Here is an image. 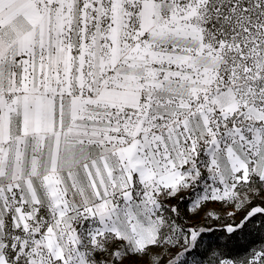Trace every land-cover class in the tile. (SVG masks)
<instances>
[{
	"label": "snow or ice",
	"instance_id": "snow-or-ice-1",
	"mask_svg": "<svg viewBox=\"0 0 264 264\" xmlns=\"http://www.w3.org/2000/svg\"><path fill=\"white\" fill-rule=\"evenodd\" d=\"M0 264H264V0H0Z\"/></svg>",
	"mask_w": 264,
	"mask_h": 264
},
{
	"label": "trees",
	"instance_id": "trees-1",
	"mask_svg": "<svg viewBox=\"0 0 264 264\" xmlns=\"http://www.w3.org/2000/svg\"><path fill=\"white\" fill-rule=\"evenodd\" d=\"M211 228L216 229V231H205L202 238V246L197 250V259L204 258V249L211 247L215 248L220 245L221 249L230 256L242 255L246 249H250L253 246L258 245L261 242L260 234L256 232L248 233H237L236 237L228 239L226 232L221 231L224 228V224H218L212 226Z\"/></svg>",
	"mask_w": 264,
	"mask_h": 264
},
{
	"label": "rangeland",
	"instance_id": "rangeland-1",
	"mask_svg": "<svg viewBox=\"0 0 264 264\" xmlns=\"http://www.w3.org/2000/svg\"><path fill=\"white\" fill-rule=\"evenodd\" d=\"M197 221H200L199 217H192L189 223H196ZM218 224H224V221L223 220L213 221L212 219L202 220L199 223H197V227H205L207 229Z\"/></svg>",
	"mask_w": 264,
	"mask_h": 264
}]
</instances>
